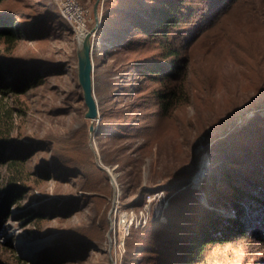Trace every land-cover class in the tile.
<instances>
[{
    "label": "rangeland",
    "instance_id": "1",
    "mask_svg": "<svg viewBox=\"0 0 264 264\" xmlns=\"http://www.w3.org/2000/svg\"><path fill=\"white\" fill-rule=\"evenodd\" d=\"M76 1L83 11L86 31H90L96 26L97 0ZM103 4L101 0L96 32ZM3 7L17 13L14 17L19 27L30 29L36 24L43 34L39 39L24 38L10 55L0 50V67L15 70L29 60L43 70L49 62L59 66L45 73L40 87L5 99L15 112L10 140L23 150L21 144L26 145L24 167L38 181L21 183V202L0 218V264H122L126 253L134 256V264H151L153 260L139 246L142 237L149 239L157 228L172 225L170 202L178 203L185 193L208 206L220 185L222 154L250 146L252 137L257 141L264 137L258 126L264 122V36L253 22H240L237 7L235 14L225 15L221 25L231 41L220 36L225 31L212 28L185 50L184 57L190 61L185 82L189 98L162 112L152 94L159 86L142 82L133 70L126 71L132 61L151 57V53L132 55L116 50L111 41L100 40L95 33L92 40L97 38L99 43L97 40L92 48L94 92L99 113L105 111V117L100 113L91 135L87 108L76 87L81 34L78 37V31L63 18L62 1H7ZM260 52L262 57L252 58ZM14 103L22 109L21 117ZM112 125L118 131L115 139L110 138L113 132L104 134ZM48 139L55 144L46 148L34 145ZM61 149L91 151L96 165L104 171L113 170L118 184L116 199L103 174L99 178L93 175L91 182L74 177L64 165L72 158ZM260 160L263 163L262 157ZM44 170L49 177L35 174ZM260 176L259 180H264V170ZM174 186L180 189L176 191ZM159 192L168 194V205L156 216V202L151 204L152 212L146 203ZM228 210L220 209L227 211L226 215L231 212ZM149 211L145 224L131 227L119 254L115 238L120 216L129 212L139 218ZM36 217L43 220L36 221ZM253 239L211 245L200 264H264V243Z\"/></svg>",
    "mask_w": 264,
    "mask_h": 264
},
{
    "label": "trees",
    "instance_id": "2",
    "mask_svg": "<svg viewBox=\"0 0 264 264\" xmlns=\"http://www.w3.org/2000/svg\"><path fill=\"white\" fill-rule=\"evenodd\" d=\"M7 1L18 0H0V50L10 55L20 41L28 36L39 39L43 30H38L36 24L30 29L19 27V21L14 17L17 13L3 7ZM246 1L248 0H104L96 37L100 40L105 38L114 44L116 50H124L132 55L151 53V57L132 61L126 71L133 70L135 77H139L142 82L149 81L158 85L159 88L154 89L152 94L159 109L162 112L168 111L184 104L189 98L185 82L190 61L184 57L185 50L196 44L212 28L224 32L225 27L221 23L225 15L235 14L236 11H233L237 7L240 9L238 16L242 18L240 22H253L264 36V0L258 4H245ZM26 23L29 24L28 21ZM225 34H229L228 30L220 35L222 39L231 41ZM99 39H94V44L97 40L99 43ZM258 55L262 57L260 52L252 58ZM58 66L57 63L49 62L48 67L43 70L36 61L29 60L15 70L0 67V218H4L12 206L21 202V183L26 184L30 179L37 180L31 178V172L24 167L26 145L21 144L25 148L23 150L19 143L10 140L15 112H11L5 99L40 87L45 82V73ZM76 87L82 98L78 83ZM16 107L14 103V109ZM17 109V115L21 117L22 109ZM104 112L100 111L102 118L105 117ZM258 126L260 131H264V122H259ZM114 128L115 125H112L107 129L105 136H108V132H113L110 138L115 139L118 131ZM48 140H39L34 145L49 147L53 141ZM251 141L252 144L247 139L245 144L249 143L248 147L242 146L231 149L229 154H222L220 185L208 200V206L192 199V194L185 193L181 194L185 198L179 197L178 203L170 202L172 225L167 229L157 228L148 235L149 239L142 237L139 246L153 260L151 264H200L204 261L209 246L231 243L240 238H254L253 240L264 243V180H259L264 170V137H260L258 141L252 137ZM61 150L63 155L72 158L71 163L67 161L64 165L74 177L91 182L95 178L93 175L97 174L99 178L103 174L105 185H110L103 168L96 165L91 157V151L77 153L69 149ZM35 174L43 178L49 177L45 170ZM177 188L180 189V186L173 187L178 191ZM187 190L190 193L194 191L190 187ZM221 208L230 209L231 212L226 215L227 211L221 212ZM35 220L43 219L36 217ZM133 258V255L127 256L126 253L122 264H134Z\"/></svg>",
    "mask_w": 264,
    "mask_h": 264
},
{
    "label": "water",
    "instance_id": "3",
    "mask_svg": "<svg viewBox=\"0 0 264 264\" xmlns=\"http://www.w3.org/2000/svg\"><path fill=\"white\" fill-rule=\"evenodd\" d=\"M100 1L101 0H97L95 4L96 26L92 28L90 31H86V34L84 35L82 40L79 39L78 49H77L78 84L82 90V98L84 100V104L87 107L85 117L91 121V125H90L91 135H93L94 132V122L99 121L100 119L99 106L94 92V79H93L94 62H93V53H92L93 52L92 48L94 45V41L92 40V38L94 37L100 22V18L98 16V6ZM96 158L98 159L97 155ZM104 169L108 173L110 182L114 188V194H115L114 198L116 199L118 192L117 189L118 184L116 181L117 180L116 176L113 174V170L107 168ZM113 203L115 204V200L113 201Z\"/></svg>",
    "mask_w": 264,
    "mask_h": 264
},
{
    "label": "built area",
    "instance_id": "4",
    "mask_svg": "<svg viewBox=\"0 0 264 264\" xmlns=\"http://www.w3.org/2000/svg\"><path fill=\"white\" fill-rule=\"evenodd\" d=\"M61 1H62L61 12L65 21L70 25H72L74 29H76V31H78L77 32L78 35L82 31H86L85 17L77 1L76 0H61ZM167 195L164 192H159V193H155L153 196L148 197L146 208H148L152 212L151 204L153 202H156L155 208L153 209V213L157 216L160 213V211L163 210V208H165L168 205V200L166 199ZM114 209L117 211L115 206ZM150 211L146 213L142 212L141 217L139 218L135 217L132 213L129 212L123 213L120 216L118 229H117L118 233L115 238V248L117 247V244L119 242L118 244L119 247L118 249L120 250L119 254L121 251H124L125 240L126 237L129 235L131 227L134 226V224H139V225H142L141 223L145 224L148 220V215Z\"/></svg>",
    "mask_w": 264,
    "mask_h": 264
},
{
    "label": "bare ground",
    "instance_id": "5",
    "mask_svg": "<svg viewBox=\"0 0 264 264\" xmlns=\"http://www.w3.org/2000/svg\"><path fill=\"white\" fill-rule=\"evenodd\" d=\"M80 34H81V35H80L79 39L82 40L83 37H84V35L86 34V31H82Z\"/></svg>",
    "mask_w": 264,
    "mask_h": 264
}]
</instances>
